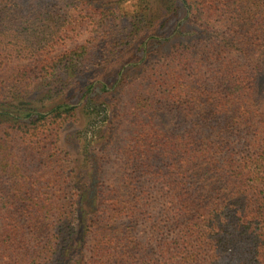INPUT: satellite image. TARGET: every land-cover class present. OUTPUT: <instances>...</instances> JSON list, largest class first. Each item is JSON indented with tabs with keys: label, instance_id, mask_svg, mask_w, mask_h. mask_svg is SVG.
Wrapping results in <instances>:
<instances>
[{
	"label": "trees",
	"instance_id": "obj_1",
	"mask_svg": "<svg viewBox=\"0 0 264 264\" xmlns=\"http://www.w3.org/2000/svg\"><path fill=\"white\" fill-rule=\"evenodd\" d=\"M178 13L193 38L88 74L165 45ZM94 83L110 118L85 180L60 137L78 106L45 107ZM0 264H264V0H0Z\"/></svg>",
	"mask_w": 264,
	"mask_h": 264
},
{
	"label": "rangeland",
	"instance_id": "obj_2",
	"mask_svg": "<svg viewBox=\"0 0 264 264\" xmlns=\"http://www.w3.org/2000/svg\"><path fill=\"white\" fill-rule=\"evenodd\" d=\"M86 5H89L93 8H101L108 5L110 0H80ZM179 18V13L175 15H171L164 21V23L157 29L156 35L162 34L165 35L163 38L167 37L166 44L161 47H156L152 40H149L147 37L142 36L139 41L135 44V46L125 53L123 56H120L116 59H112V63L105 65L103 68L96 70L94 72L88 74H97L99 77L106 82V84H110L115 80V76L118 72V78L121 77L122 74L132 73L133 71H127L129 64L138 63L142 58H145L148 53H150V58L154 57L153 52L157 49L156 54H161L167 51L168 46L174 42H186L189 39L194 37L195 31L190 27H183L180 30V27H177L176 30L170 35L171 29L174 26L176 19ZM177 24V23H176ZM169 36V37H168ZM84 35L81 34L75 39H73L72 43L75 44L83 41ZM146 50V52H145ZM155 54V55H156ZM24 63L11 62L9 66L17 67L22 66ZM73 75H65L63 78L66 81L70 82L71 86L78 87L79 90H83L85 84L90 78V75H78V73H67ZM78 84V85H77ZM94 83V87L87 98L91 100V103H87V100H80L79 96H76L77 93H67L66 97L60 98L55 103L47 106L45 110L53 109L55 106L67 104L71 106H78V120L75 123H69L63 129L61 133V144L62 146L71 154L73 165L75 169L80 174L81 178H85V174H87L91 169H95L96 165V156L101 153L100 145V137L102 136V131L104 127L109 122L110 118V109H109V100L110 97L106 94H102L101 87ZM109 90V89H107ZM113 90V89H112ZM110 90V91H112ZM77 92V91H76ZM81 93V91L79 92ZM36 94V95H35ZM35 97H39L38 92L34 93ZM113 96V94H112ZM114 98V97H113ZM116 97L114 98L116 100ZM113 103V102H112ZM116 104V102H114ZM90 189V190H89ZM91 187L86 190L83 198L81 199V203L85 206L89 205L91 200L93 201Z\"/></svg>",
	"mask_w": 264,
	"mask_h": 264
}]
</instances>
